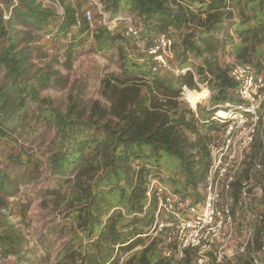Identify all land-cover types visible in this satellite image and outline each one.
<instances>
[{
  "label": "trees",
  "instance_id": "obj_1",
  "mask_svg": "<svg viewBox=\"0 0 264 264\" xmlns=\"http://www.w3.org/2000/svg\"><path fill=\"white\" fill-rule=\"evenodd\" d=\"M99 2L111 20L133 16L148 48L161 35L171 36L168 62L179 73L159 67L153 55L139 50L125 34L123 20L98 24L97 13L90 23L83 0H61L63 14L42 0H0V140L11 139L17 145L15 133L24 128L30 112L31 127L45 126L54 133L53 150L46 155L55 181L51 194L55 210L69 221L72 231L55 264H165L161 236L150 234L158 203L150 184L161 173V161L171 155L178 158L181 174L176 177L174 172V191L195 201L204 197L214 135L226 125L213 119L215 111L227 103H241L238 82L225 57L256 63L262 70L264 0ZM40 37L51 42L44 47L52 50L53 58L33 71V52L41 47L31 43ZM86 44L98 52L119 51L125 77H105L103 100L86 105L78 93L62 108L42 92L67 83L60 65L69 67ZM202 85L211 91V107L194 111L180 96L184 86L198 93ZM20 158L11 155L15 164L23 163ZM244 159L232 190L238 199L244 182L254 179L261 184L262 195L251 196L258 215L254 248L260 249L264 241L262 121ZM12 185L0 170V191L10 193ZM14 206L0 196V260L50 262V238L43 240L42 255L31 249L25 231L12 219ZM20 211L25 215V209ZM60 224L47 236L67 229ZM253 250L221 264H253ZM196 251L188 248L178 264H195Z\"/></svg>",
  "mask_w": 264,
  "mask_h": 264
},
{
  "label": "built area",
  "instance_id": "obj_2",
  "mask_svg": "<svg viewBox=\"0 0 264 264\" xmlns=\"http://www.w3.org/2000/svg\"><path fill=\"white\" fill-rule=\"evenodd\" d=\"M55 6L60 14L64 12L61 0H42ZM90 6L83 8L84 15L94 23L95 12L100 14V22L116 24L119 19L125 22V34L139 50L153 55L159 67H168L175 73L179 70L169 65V48L174 39L161 35L149 48L139 33L133 16H118L111 20L99 0H88ZM188 69L192 70L191 67ZM186 70V68L182 69ZM231 75L238 82L239 104L227 103L228 117L215 111L213 119L225 122L222 137L211 146V164L204 186L201 201L185 198L164 185L157 177L153 178L150 189L157 195L156 217L150 234L161 236V256L165 264H178L184 259L188 248L196 249L195 264H221L248 249L252 251L253 264H264V241L260 249H255L256 212L251 207L250 187L254 179L244 182L239 198L233 195V182L244 164L248 151L260 125L258 109L264 102V78L254 72L251 63H236L231 67ZM228 105V106H227ZM235 112H233V111ZM260 195L263 190L259 188ZM242 237L236 243L238 229Z\"/></svg>",
  "mask_w": 264,
  "mask_h": 264
},
{
  "label": "rangeland",
  "instance_id": "obj_3",
  "mask_svg": "<svg viewBox=\"0 0 264 264\" xmlns=\"http://www.w3.org/2000/svg\"><path fill=\"white\" fill-rule=\"evenodd\" d=\"M83 4L89 5L88 0H83ZM97 14V12H95ZM98 24H101L98 22ZM21 29V28H20ZM48 38H38L33 41L31 45L35 47V58L30 62V69H34L44 66L49 63L53 58V52L51 49L44 47V44L50 46L51 42H48ZM85 51L81 55H78L72 59L69 67L60 65L63 69V74L67 76L68 81L64 85H54V87L48 88L42 92L43 96H49L54 104L65 108L71 95L81 94L86 105H90L93 101L103 100V80L110 74H114L121 78L125 77L122 62L119 56V51H113L111 53L98 52L95 49H91L89 44L85 45ZM228 64L231 67L239 63L232 56L225 57ZM61 62L63 58H60ZM262 70L259 72L256 63H251L254 72L258 76L264 78V47L263 56H261ZM244 63V62H241ZM250 63V62H248ZM2 71H0L1 73ZM208 88L202 85V88ZM187 86L183 87L181 93V100L193 109L194 111H201L203 108L211 107V91L209 97L199 101L198 104L193 105L190 98L187 96ZM228 106V105H227ZM264 102L263 105L257 110L260 121L264 124ZM223 110L226 108L223 107ZM233 111V110H232ZM235 112V111H233ZM31 113V112H30ZM26 117V124L24 128L18 129L15 133V137L18 138V143L11 140H0V170L13 182L11 192L6 194L0 191V196L7 200L8 203L15 204L16 213L12 216L14 222L18 224L25 231V235L28 240V246L42 255L44 252L43 240L46 238L50 245H52V254L50 262L36 263L35 261H26V264H55V260L58 256L59 250L63 247L65 241L69 240L72 231L69 228V221L62 217L60 213L55 210L54 197L51 194L53 188H55V181L51 174V169L46 161V155L52 151L51 140L54 136L53 131L45 126L31 127L33 126V119L31 114ZM216 113V112H215ZM215 116V115H214ZM216 120V119H215ZM34 129L33 132L27 131V129ZM222 132H216L214 139L216 142L222 137ZM193 136V134H192ZM21 153V155H20ZM11 155L21 156L23 163L15 164L11 159ZM32 158V160L30 158ZM161 173L157 175V178L166 186H170L173 189L177 186L174 182V172H177L176 177H180V171L178 168V158L168 155L162 161ZM261 184L257 181L250 187L251 196H261L260 190ZM20 204H25L21 206ZM26 207V208H25ZM252 207V203H251ZM257 214V208L252 207ZM21 209H25V215L19 214ZM258 218V215L257 217ZM254 218L252 221H255ZM60 224V228H67L65 231H59L54 236H47V232L51 231V228ZM236 237V243L240 241L242 237V228L239 227ZM140 247H138L139 249ZM32 253H28L30 255ZM39 260V257H37ZM253 263V261H252ZM0 264H7L5 261L0 260Z\"/></svg>",
  "mask_w": 264,
  "mask_h": 264
},
{
  "label": "bare ground",
  "instance_id": "obj_4",
  "mask_svg": "<svg viewBox=\"0 0 264 264\" xmlns=\"http://www.w3.org/2000/svg\"><path fill=\"white\" fill-rule=\"evenodd\" d=\"M210 91L208 88L204 87L202 88L198 93L194 92L193 90H188L187 91V96L190 98L191 102L193 105H196L199 103V101L209 97ZM217 114L222 116V117H228L229 114L223 109H219L217 111Z\"/></svg>",
  "mask_w": 264,
  "mask_h": 264
}]
</instances>
